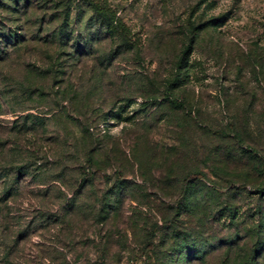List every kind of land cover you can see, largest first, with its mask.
Returning <instances> with one entry per match:
<instances>
[{
  "label": "rangeland",
  "instance_id": "374dc122",
  "mask_svg": "<svg viewBox=\"0 0 264 264\" xmlns=\"http://www.w3.org/2000/svg\"><path fill=\"white\" fill-rule=\"evenodd\" d=\"M108 1L124 30L111 23L77 68L63 56L59 72L57 46L34 39L0 65V264H264V0ZM56 2L60 17L69 0ZM217 17L189 57L201 121L167 104L146 112L188 19ZM83 109L110 137L88 178Z\"/></svg>",
  "mask_w": 264,
  "mask_h": 264
},
{
  "label": "trees",
  "instance_id": "16d2710c",
  "mask_svg": "<svg viewBox=\"0 0 264 264\" xmlns=\"http://www.w3.org/2000/svg\"><path fill=\"white\" fill-rule=\"evenodd\" d=\"M73 1L76 2L72 4ZM49 2L55 4L58 1L0 0V65L10 58L11 55H15L17 50L25 44L33 42L34 39L38 42L41 40L43 45L48 48L49 46H57L55 47V59L57 60V66L60 67L58 69L59 72H63L64 66H66L63 60L69 62V66L74 69L77 68V64L85 55L88 56L93 53L95 44L101 40L104 34L111 35L109 27L111 23L114 28L120 26L123 29L124 23L108 0H69L67 5L61 9L60 17H57L58 14L56 12H59L58 10L52 13L49 12L47 7ZM220 22L219 17L201 22L188 19L186 26L182 30L185 39L172 65V75L167 79L163 96L157 101L156 97L149 94L145 95L143 101H141V105L146 112H149L150 108L167 104L170 108L183 112L195 124L201 121L200 109L195 103H191L185 95L186 86L190 82L189 57L194 52L201 33L210 29H218ZM94 23L99 25L96 30H92ZM32 27L35 28L36 33L29 32ZM37 33L42 35H37ZM63 56L65 57L64 59ZM61 68L62 70H60ZM72 68H70L71 71ZM123 101L128 102L130 98L125 97ZM79 107L81 108L82 105ZM95 112L96 119L107 118L108 112L104 110V107L100 106L95 109ZM85 114L86 110L83 109L80 113L83 121L80 122L79 126L81 131V152L85 162H87V168H83V178H88L92 175L90 169L96 163L95 153L106 148V140L110 139V137L105 129H101L103 133H100V131L95 132V126L98 127V125H95L93 118L88 120L90 117L85 116ZM83 115L85 118H83ZM227 126L232 131L233 138L244 154L258 156L255 149L245 148L247 146L244 143L245 137L237 130L234 123H229ZM211 132L221 137L230 136L222 129H215V131L212 130ZM22 168L19 167L21 174L24 172ZM203 176L205 174L199 171L188 175L183 180L184 191H191L192 185H190L189 180L194 181ZM32 178L36 179L37 174L35 175L34 173ZM241 187L244 188L245 184ZM257 193L264 195V186L259 188Z\"/></svg>",
  "mask_w": 264,
  "mask_h": 264
}]
</instances>
